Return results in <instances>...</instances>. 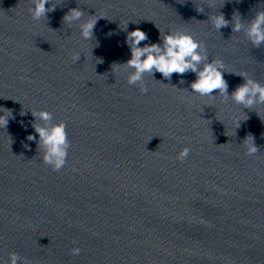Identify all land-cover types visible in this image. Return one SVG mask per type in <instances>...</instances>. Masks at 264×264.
Returning <instances> with one entry per match:
<instances>
[{
  "label": "water",
  "instance_id": "obj_1",
  "mask_svg": "<svg viewBox=\"0 0 264 264\" xmlns=\"http://www.w3.org/2000/svg\"><path fill=\"white\" fill-rule=\"evenodd\" d=\"M50 3L35 19L31 0H0V106L15 117L0 128V264L12 252L27 264H264V103L190 92L191 71L146 73L141 92L122 64L128 31L144 30L143 45L177 29L223 60L229 94L244 83L238 73L264 83V44L231 23L235 14L247 26L264 0ZM74 7L103 16L91 41L63 20ZM213 12L230 23L217 30ZM40 109L67 124L59 170L27 140L38 138L31 110Z\"/></svg>",
  "mask_w": 264,
  "mask_h": 264
},
{
  "label": "clouds",
  "instance_id": "obj_2",
  "mask_svg": "<svg viewBox=\"0 0 264 264\" xmlns=\"http://www.w3.org/2000/svg\"><path fill=\"white\" fill-rule=\"evenodd\" d=\"M46 5H48L46 7ZM56 5L50 3V0H31L29 12L32 17L39 19L55 9ZM203 11V7L198 9ZM85 13L79 7L70 8L65 13L63 20L68 25L75 24L79 28L80 36L91 41L94 36V27L97 19L103 16L88 15L87 19H83ZM214 28L219 30L222 26L230 23L225 18L223 12L211 13L209 15ZM128 23V22H127ZM232 23L233 31H244L246 38L255 46L264 44V10L257 11L254 18L245 26L238 15L234 14ZM127 27V26H126ZM160 30V40L158 42L145 43L141 45V41L148 39L147 33L141 28H135L127 32L125 43L128 45L131 56L126 62L128 68L133 69L127 75L129 84L140 82V91L146 92L148 89L143 84L144 76L150 73L154 77L155 72H159L163 77L169 80L173 73L183 74L191 71L195 73V79L190 82V89L193 93L200 96L215 97L220 95L224 98H231L236 104L243 107H251L257 103H264V83L248 76L246 73H238L244 77V83L237 86L231 94L228 93L227 82L224 77L225 65L223 60L213 57L209 60L207 52L201 41L197 40L190 32L169 29L167 31ZM81 56L79 51L72 53L73 61H78ZM160 81V80H159ZM183 82V77H181ZM218 89L219 92L213 94V90ZM189 91L188 89H186ZM32 116L35 118L31 121L35 134L29 133L27 140H38L40 147L43 148V161L50 164L54 170L62 168L67 160L70 141L67 135V124L61 120L53 123V113L46 110H31ZM21 115H26L21 112ZM15 118L11 109L0 106V128H5L9 123V118ZM240 119H236V127L239 126ZM23 124V121H21ZM251 136V141H249ZM246 151L251 154L258 151V146L254 143V137L248 135L245 139ZM190 149L186 146L178 153V158H184L188 155ZM74 254L80 252L79 247L72 249ZM9 264H27V260L21 258L16 252L9 254Z\"/></svg>",
  "mask_w": 264,
  "mask_h": 264
}]
</instances>
